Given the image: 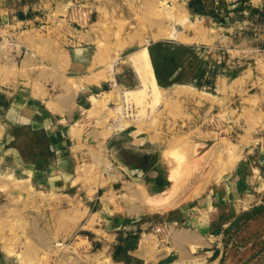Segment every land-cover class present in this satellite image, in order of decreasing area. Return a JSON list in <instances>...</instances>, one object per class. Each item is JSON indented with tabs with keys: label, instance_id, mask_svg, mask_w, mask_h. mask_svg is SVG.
<instances>
[{
	"label": "rangeland",
	"instance_id": "obj_1",
	"mask_svg": "<svg viewBox=\"0 0 264 264\" xmlns=\"http://www.w3.org/2000/svg\"><path fill=\"white\" fill-rule=\"evenodd\" d=\"M0 264H264V0H0Z\"/></svg>",
	"mask_w": 264,
	"mask_h": 264
},
{
	"label": "bare ground",
	"instance_id": "obj_2",
	"mask_svg": "<svg viewBox=\"0 0 264 264\" xmlns=\"http://www.w3.org/2000/svg\"><path fill=\"white\" fill-rule=\"evenodd\" d=\"M147 49H145L144 51H143V54L141 55V57L139 58L140 59V61H138L137 60V62H138V64L140 65L139 67H142V66H144L145 68H147V67H149V68H147L146 70L147 71H150L151 69V67H150V62L148 61V52L146 51ZM142 65V66H141ZM143 68V67H142ZM141 68V70H143L142 72L144 73L145 71H144V69H142ZM148 69H150V70H148ZM149 73H151V75H152V72L150 71ZM148 73V74H149ZM144 74H147V72H145ZM146 76V78L148 77V75H145ZM149 76H150V74H149ZM150 78H151V76H150ZM153 82L156 84V82H155V80L153 79ZM152 82V83H153ZM154 83H153V86H154ZM156 86V85H155ZM147 92V91H146ZM150 94V93H149Z\"/></svg>",
	"mask_w": 264,
	"mask_h": 264
},
{
	"label": "crops",
	"instance_id": "obj_3",
	"mask_svg": "<svg viewBox=\"0 0 264 264\" xmlns=\"http://www.w3.org/2000/svg\"><path fill=\"white\" fill-rule=\"evenodd\" d=\"M6 260H9L8 258H5ZM4 257L2 258V260H5Z\"/></svg>",
	"mask_w": 264,
	"mask_h": 264
}]
</instances>
